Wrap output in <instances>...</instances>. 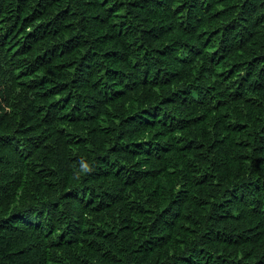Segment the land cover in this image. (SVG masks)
Here are the masks:
<instances>
[{
  "label": "trees",
  "instance_id": "16d2710c",
  "mask_svg": "<svg viewBox=\"0 0 264 264\" xmlns=\"http://www.w3.org/2000/svg\"><path fill=\"white\" fill-rule=\"evenodd\" d=\"M0 264H264V0H0Z\"/></svg>",
  "mask_w": 264,
  "mask_h": 264
}]
</instances>
